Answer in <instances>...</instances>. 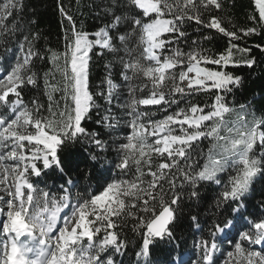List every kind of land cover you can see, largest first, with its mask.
<instances>
[{
  "label": "snow or ice",
  "instance_id": "obj_1",
  "mask_svg": "<svg viewBox=\"0 0 264 264\" xmlns=\"http://www.w3.org/2000/svg\"><path fill=\"white\" fill-rule=\"evenodd\" d=\"M98 7L105 24L92 34L95 38L73 30L63 65L56 63L58 54L49 57L63 76L61 88L50 83V72L41 77L36 70L35 62H43L45 55L36 47L39 33L32 31L36 21L24 16V0H0V264H123L120 258L126 255L128 240L122 232L130 219L135 221L131 230L140 237L136 264H192L174 257L175 248L162 262L152 256L163 245L178 241L177 213L183 198L199 209L202 190L213 185L215 196L210 209L205 208L213 219L207 238L202 236L196 244L197 264H219L216 254L227 240L231 249L223 264H264V187L255 205L259 215L249 211L256 185H264V117L254 118L251 125L228 127L227 94L240 86L242 78L206 67L255 63L234 59V50L251 49L233 43L242 36L211 15L222 9V3L100 0ZM255 7L264 24V0H255ZM59 11L71 19L63 5ZM193 23L197 31L215 30L229 38L225 51L206 56L196 48L187 53L169 48L187 37L186 29ZM256 31L240 30L244 37ZM133 43L135 47L130 46ZM94 48L101 50L100 55H113L127 84L128 99L117 105L125 109L119 118L111 105L122 94V85L112 80L110 71L106 94L98 93L108 105L107 114L97 121L104 129L114 133L121 119L129 117L125 123L130 134L122 140L116 135L111 143L85 126L92 110L101 107L88 84L89 53ZM120 52L125 55L117 56ZM41 79L47 105L39 97L26 102L25 92L39 88ZM145 89V95H137ZM210 89L220 93L210 104L192 103L193 96ZM57 91L65 101L62 109L54 99ZM161 111L166 115L152 119ZM205 140L207 152L201 147ZM76 145L87 146L93 171L110 173L97 176L96 191H74L79 181L68 175L60 153ZM110 151L116 153L115 161L108 160ZM49 171L68 175L56 192L39 187ZM78 175L84 179L83 173ZM190 220V227L202 229L199 211L190 213Z\"/></svg>",
  "mask_w": 264,
  "mask_h": 264
},
{
  "label": "trees",
  "instance_id": "obj_2",
  "mask_svg": "<svg viewBox=\"0 0 264 264\" xmlns=\"http://www.w3.org/2000/svg\"><path fill=\"white\" fill-rule=\"evenodd\" d=\"M223 7L220 10L213 11L211 15L217 16L222 22V26L229 31L237 32L238 35L242 36V39L232 41L239 45L240 48H250L249 53H240L234 50V59L241 61V58L252 59L255 61L252 67L244 66L241 63L239 67L229 66L226 69H221L216 65H206L210 70H223L230 74L239 76L242 78L239 87L235 88L232 93L227 94L228 105L230 111L224 115V121L227 122V126L231 127L233 124H244L247 122L251 125L253 119H261L264 117V24L259 21L258 9L255 7V0H220ZM100 0H24L25 4V18H32L36 21L32 25V31L39 33V39L36 42V47L40 49L41 53L45 55L43 62L37 60L36 70L43 77L44 72H50V83L60 86L64 85L63 76L60 72L56 71L53 63L49 57L56 53L59 55V60L56 61L58 65L64 63V52L67 50V45L71 44V38L73 37V30L75 32L88 33L91 39L95 37L92 35L97 30L102 28L105 24V18L98 7ZM60 5H63L67 16L71 19H67L61 15L59 11ZM208 16L205 14V19ZM255 28L256 33L250 34L247 37L243 36L240 32L241 29ZM187 37L180 39L176 43L168 46L169 48H180L185 53L192 51L194 48L200 50L203 55L206 56H218L223 53L226 47L229 45V38L224 37L222 34L216 33L215 30L203 29L196 30L195 24H190L187 27ZM205 35H210V39H204ZM68 37L69 39H66ZM192 41H197L196 45H193ZM131 47H135V44H131ZM100 49L94 48L89 53V65H88V84L89 91L93 94L94 99L101 105L99 109H93L91 112V120L85 122V126L89 131L103 133L104 139L112 142L114 136H120L121 140L126 134H130V129L125 123L129 117H123L121 119L120 127L115 130L114 133H110L109 130L104 129L101 124L97 123L104 115H106L105 109L108 105L105 104L104 100L98 93L105 92L107 89L106 77L109 71L111 72L112 80L122 85L120 92L122 93L119 99L114 98L111 107L113 108V114L119 118L125 109L117 108L118 104H124L128 99L127 95V84L120 77L121 66L116 62L112 54L100 55ZM2 52V49H0ZM170 54L166 51L165 55ZM123 52L117 54V56H124ZM135 55V54H134ZM113 64L111 69H106L105 65L109 63ZM205 66V65H202ZM133 83H140V81H133ZM209 85L211 82H207ZM43 79L39 83V88H30L25 92V101H30L33 97H39L40 102L47 105V96L44 92ZM147 93L145 89L144 93L137 92L138 96H143ZM214 94H220L215 89L208 91H201L191 98L193 104H210L214 99ZM62 93L57 91L54 93V99L60 104L61 109L64 106L65 101L61 100ZM69 104L71 100L67 101ZM183 106V104L181 105ZM243 106V107H242ZM175 105H173V108ZM151 110H155V106H149ZM143 110V109H142ZM47 115V113H45ZM164 112H157L152 119H160ZM244 116L245 119H241ZM221 134H224L223 132ZM119 143L120 141H116ZM209 142L205 140L201 145L204 152H207ZM62 159L65 160V169L68 175L73 180H78L79 184L77 189L74 191L83 192L85 189L89 191L98 190L99 185L97 184V176L102 175L108 177L109 172L101 170V172H95L92 170V162L87 159L88 152L87 146L76 145L71 149H65L64 152L60 153ZM109 161H115L116 153L110 151L106 154ZM203 162V161H202ZM87 165V168H86ZM78 166V168H77ZM105 167H111V165H105ZM78 173L84 174V179H80ZM91 173V175H89ZM115 171L111 175H115ZM68 175H62L59 172L49 171L44 176L39 184V187H47L51 192H56L60 185L68 179ZM226 178V177H225ZM150 179V177H149ZM103 181H101L102 183ZM264 187L262 184L256 185L255 198L249 202V211L259 215L260 210L255 207L258 200L260 199L261 188ZM207 187L202 190V203L199 209L190 201L186 196L183 198L182 210L177 213L178 220L176 222V234L178 241H174L172 245H163L161 249L154 251L152 260L153 261H164L167 257V251L171 248H175L173 256H180L181 252L190 250L194 260L196 256L195 249L193 248L195 243L202 238H207V228L210 226L213 217L209 211H205V208L210 209L211 202L215 196L214 189ZM185 192L187 189L184 190ZM199 211L201 214L202 229L190 227V213ZM128 226L123 229L122 236L128 240V247L126 255L121 257L123 264H136L135 252L138 249V243L140 237L134 233L131 229L134 220H129ZM179 245L176 247V245ZM231 249V246L227 247V250ZM226 252L219 257V264H223L224 260L227 259Z\"/></svg>",
  "mask_w": 264,
  "mask_h": 264
},
{
  "label": "rangeland",
  "instance_id": "obj_3",
  "mask_svg": "<svg viewBox=\"0 0 264 264\" xmlns=\"http://www.w3.org/2000/svg\"><path fill=\"white\" fill-rule=\"evenodd\" d=\"M0 219H3V217H0ZM241 223H243V222H241ZM231 235L235 236L236 235V230H233ZM198 241L195 243V245L193 247L195 249V253H196L197 257H198V255H197L196 244L198 243ZM228 246H231V240H227L224 244L220 245V250L216 254L218 258L221 257L226 252ZM259 247L260 246H256V250H259ZM180 255H181L182 258L186 256V258H183V259H185L184 260L185 262L191 260L192 264L196 263V260H194V257L192 256V252L190 250L183 251V252H181Z\"/></svg>",
  "mask_w": 264,
  "mask_h": 264
}]
</instances>
